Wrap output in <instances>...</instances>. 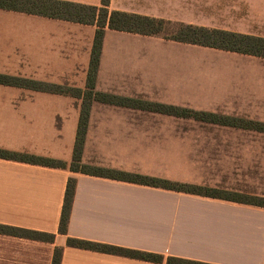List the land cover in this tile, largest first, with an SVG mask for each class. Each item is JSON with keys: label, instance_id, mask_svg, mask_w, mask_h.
I'll return each mask as SVG.
<instances>
[{"label": "crops", "instance_id": "0c3cea01", "mask_svg": "<svg viewBox=\"0 0 264 264\" xmlns=\"http://www.w3.org/2000/svg\"><path fill=\"white\" fill-rule=\"evenodd\" d=\"M109 10L264 37V0H110ZM96 30L95 23L0 8V73L85 88ZM155 42H160L155 36L106 27L95 89L130 96L124 95L125 88L147 85L153 78ZM222 58L229 66L227 94L249 111H263L264 58L236 52ZM81 102L71 94L0 83V149L69 165ZM138 113L151 114L93 102L83 163L169 178L165 169L149 167L136 146L122 145L119 133L127 127L118 119ZM70 177L77 184L67 233L62 234ZM0 223L55 235L47 242L0 233V264H53L57 248L60 264H167L71 247L68 237L212 264H264V207L92 176L69 167L0 158Z\"/></svg>", "mask_w": 264, "mask_h": 264}, {"label": "trees", "instance_id": "16d2710c", "mask_svg": "<svg viewBox=\"0 0 264 264\" xmlns=\"http://www.w3.org/2000/svg\"><path fill=\"white\" fill-rule=\"evenodd\" d=\"M109 4L110 0H102L100 6L80 4L65 0H0V8L25 13L41 14L53 18L85 24L95 23L97 25L96 35L91 52L90 68L84 89L79 87L50 84L34 79L0 73V83L9 86L49 93L71 94L75 97L82 98L81 113L77 129L73 159L71 163L68 165L66 162L60 159L18 153L3 149H0V158L13 159L55 168L69 167L73 172H79L92 176L264 207V197L262 196L250 195L217 187H208L193 183L174 181L159 176L131 172L93 163H83L82 155L88 129L89 112L93 102L146 111L166 115L169 117L190 119L206 124H216L224 127L264 132V122L261 121L248 120L244 117L230 116L207 110H197L174 104L155 102L143 99L141 97L123 96L114 93L97 91L95 89L96 79L106 27L119 31L155 36L163 33L167 25H175L177 26V30H174L171 33H163L165 39L264 58V37L249 36L240 32L218 28H208L205 26H197L182 22H172L135 13L110 11ZM76 184V178L70 177L66 187L59 227V230L62 234L67 233ZM0 233L47 242H53L55 239V235L51 233L14 227L1 223ZM67 245L98 252L125 255L156 263L166 262L167 264H212L182 257L164 256L159 253L146 252L74 237L67 238ZM60 260L61 250L57 248L55 250L53 264H60Z\"/></svg>", "mask_w": 264, "mask_h": 264}, {"label": "rangeland", "instance_id": "374dc122", "mask_svg": "<svg viewBox=\"0 0 264 264\" xmlns=\"http://www.w3.org/2000/svg\"><path fill=\"white\" fill-rule=\"evenodd\" d=\"M174 30L177 26L167 25L163 33ZM163 33L155 35L160 42H155L153 78L125 88L124 95L264 122V110L249 111L227 94L229 66L222 56L228 51L165 39ZM118 120L127 127L119 133L122 145L136 146L149 167L165 169L170 176L165 178L264 197V132L152 113Z\"/></svg>", "mask_w": 264, "mask_h": 264}]
</instances>
